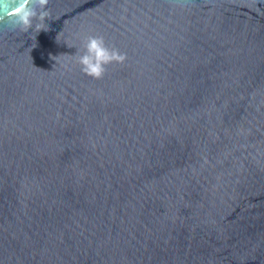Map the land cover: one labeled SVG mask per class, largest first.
<instances>
[{
	"label": "water",
	"instance_id": "water-1",
	"mask_svg": "<svg viewBox=\"0 0 264 264\" xmlns=\"http://www.w3.org/2000/svg\"><path fill=\"white\" fill-rule=\"evenodd\" d=\"M46 7L0 20V264H264V0Z\"/></svg>",
	"mask_w": 264,
	"mask_h": 264
},
{
	"label": "clouds",
	"instance_id": "clouds-1",
	"mask_svg": "<svg viewBox=\"0 0 264 264\" xmlns=\"http://www.w3.org/2000/svg\"><path fill=\"white\" fill-rule=\"evenodd\" d=\"M15 7L8 11V0H0V11L6 13L0 20H7L15 28L28 32L33 29L36 33L47 31L46 18L51 14L47 10L49 0H14ZM126 54L118 49L108 47L102 36L89 35L84 38L82 50H77V63L84 74L94 78H103L107 66L112 63H123Z\"/></svg>",
	"mask_w": 264,
	"mask_h": 264
}]
</instances>
